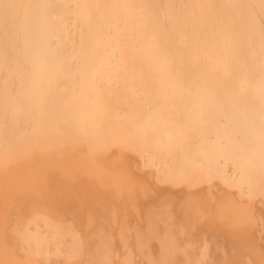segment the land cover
Listing matches in <instances>:
<instances>
[{"label": "bare ground", "instance_id": "1", "mask_svg": "<svg viewBox=\"0 0 264 264\" xmlns=\"http://www.w3.org/2000/svg\"><path fill=\"white\" fill-rule=\"evenodd\" d=\"M263 215L264 0H0V264H264Z\"/></svg>", "mask_w": 264, "mask_h": 264}, {"label": "crops", "instance_id": "2", "mask_svg": "<svg viewBox=\"0 0 264 264\" xmlns=\"http://www.w3.org/2000/svg\"><path fill=\"white\" fill-rule=\"evenodd\" d=\"M54 196H55V195H53L52 197H54ZM58 198H59V196L57 197V199H58ZM31 199H32V198H31ZM31 199H30V198L27 199V200H26L27 203H26L25 206H24L26 209H28V213H27V210H26L24 207H22V210L19 209V211H22V212H21V213H22V216H20V215H18V216L14 215V216L18 217L19 219H20V217H21L22 219H24L25 222H26V221L29 222V219H30V221H31L32 219H34L35 216H38V214L43 216L44 210L42 209V206L47 205L48 203H49L48 205H50V204H51V203H50L51 200H52L51 202L54 203L53 200L55 199V197L52 198V199L48 198V200H50V201H47V200L45 201V200H43L44 198H42V199H39V198L35 199V198H34L33 200H31ZM28 200H29V201H28ZM34 200H35V201H34ZM36 200H37V201H36ZM32 201H33V202H32ZM55 201L57 202V200H55ZM46 202H48V203H46ZM59 202H60V201H59ZM59 202H58V203H59ZM30 203H35V204L37 205L36 208L31 210V209H30ZM39 203H40L41 206L38 205ZM58 203H56V204L58 205V209H59V206H61V205H60V203H59V204H58ZM51 205H52V204H51ZM51 205H50V206H51ZM50 206H49V207H50ZM55 206H56V205L53 204V208H52V210L55 209L54 211L57 212V213H59V212L56 210V207H55ZM60 209H61V208H60ZM60 209H59V211H60ZM19 211H18L17 213L20 214ZM25 211H26V212H25ZM40 211H41L42 213H40ZM54 211H52V212H53V215H54L53 217L55 218L56 216H55V212H54ZM23 212H25V213H23ZM24 214H25V215H24ZM19 216H20V217H19ZM28 216H30V218H28V220H26V218H27ZM263 218H264V215H263ZM38 220H39V219H38ZM56 220H57V218H56ZM32 221H33V220H32ZM25 222H24V223H25ZM27 222H26V223H27ZM113 225H114V224L110 223V228H111L112 230L116 229V227L112 228ZM115 226H117V224H116ZM113 232H115V231H113ZM14 239L16 240L15 242L18 243L17 239H19V238H14ZM9 241H11L10 243H11V244L13 243V245L15 246L16 243L13 242L14 240H12V239L10 240V239H9ZM230 241H231V240H230ZM246 241H247V240H246ZM250 241L253 243L254 240H253V241L250 240ZM250 241H247V242L245 243V245L248 244V242H249V245H251L252 243H251ZM227 243H228V241H227ZM254 243H257V242L254 241ZM261 243L264 245V240H262ZM261 243H260V244H261ZM115 245H116V247L119 246V241H118L117 239H116V241H115ZM229 245H230V243H229ZM231 245H232V244H231ZM231 245L229 246L230 248H232ZM243 245H244V244H243ZM245 245H244L243 247H245ZM249 245H247V246H249ZM253 246H254V244H253ZM250 247H251V246H250ZM262 247H263V246H262ZM117 248H118V247H117ZM245 248H247V247H245ZM245 250H246V249H245ZM258 250H259V249H258ZM261 250H262V251H261ZM261 250H260L259 252H261V253H262V256H263V254H264V253H263L264 250H263V248H261ZM259 252H257V254H256L257 257H258V253H259ZM259 254H260V253H259ZM260 255H261V254H260ZM263 257H264V256H263ZM261 259L264 260V258H261Z\"/></svg>", "mask_w": 264, "mask_h": 264}, {"label": "rangeland", "instance_id": "3", "mask_svg": "<svg viewBox=\"0 0 264 264\" xmlns=\"http://www.w3.org/2000/svg\"><path fill=\"white\" fill-rule=\"evenodd\" d=\"M121 131V130H120ZM119 131V132H120ZM117 132V136L119 137V138H122V135H121V133L122 132ZM116 133V132H115ZM123 134V133H122ZM116 135V134H115ZM121 135V136H120ZM120 141V145L118 146V143L115 141V142H111V143H108L107 144V146H94V145H88L89 146V148H88V151L91 153V154H95V156L96 157H98L99 155H101L103 152H107V151H111V150H113L114 148H116V149H118V148H120L119 150H121L122 149V147H126L127 145H124V146H122L124 143H122L123 141H121V140H119ZM74 145V142L73 141H68V143H67V147H70V146H73ZM116 149H114V150H116ZM102 151V153H100ZM204 181V182H203ZM210 181H215V182H220L221 184H222V186H223V188H225L226 190H229L230 189V185H229V183L228 182H226V181H223V180H219L218 178H216L215 176L214 177H212V176H206V177H203V178H201V181H198L197 183H195V184H193L192 186H194V187H190V188H197V187H202V186H200V185H207V184H209V182ZM191 185V184H190ZM183 186H186V189L188 188V186H189V183H187V185L185 184V182H184V184H183ZM238 190V191H237ZM234 191H236V192H238V193H242L243 191H242V189H240L238 186H237V188L235 187H233L232 186V192H234ZM223 239L225 238L226 240L228 239H230L229 237H222ZM224 239V240H225ZM243 244V243H242ZM233 245V244H232ZM242 245H240V247H241ZM234 247H237V246H233V248Z\"/></svg>", "mask_w": 264, "mask_h": 264}]
</instances>
